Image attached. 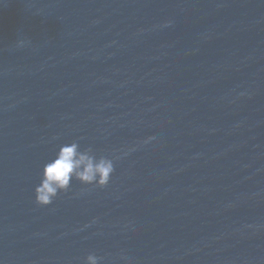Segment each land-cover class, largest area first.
<instances>
[{
    "label": "water",
    "instance_id": "95a60500",
    "mask_svg": "<svg viewBox=\"0 0 264 264\" xmlns=\"http://www.w3.org/2000/svg\"><path fill=\"white\" fill-rule=\"evenodd\" d=\"M104 188H34L59 146ZM264 264V0H0V264Z\"/></svg>",
    "mask_w": 264,
    "mask_h": 264
},
{
    "label": "clouds",
    "instance_id": "9594fccd",
    "mask_svg": "<svg viewBox=\"0 0 264 264\" xmlns=\"http://www.w3.org/2000/svg\"><path fill=\"white\" fill-rule=\"evenodd\" d=\"M119 157L98 155L92 147H81L79 140L61 144L54 156L43 165L40 182L34 188L35 203L48 206L60 193L70 190L73 179L83 185L106 187ZM103 257L89 253L84 264H101Z\"/></svg>",
    "mask_w": 264,
    "mask_h": 264
}]
</instances>
